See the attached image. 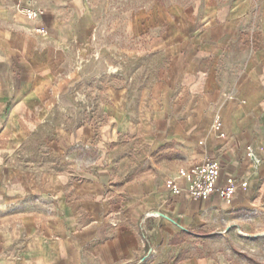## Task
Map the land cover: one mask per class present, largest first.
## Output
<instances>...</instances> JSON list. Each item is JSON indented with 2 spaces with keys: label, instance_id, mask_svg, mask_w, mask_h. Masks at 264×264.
<instances>
[{
  "label": "crops",
  "instance_id": "crops-1",
  "mask_svg": "<svg viewBox=\"0 0 264 264\" xmlns=\"http://www.w3.org/2000/svg\"><path fill=\"white\" fill-rule=\"evenodd\" d=\"M21 5L45 15L28 20ZM113 6V0H0V264H165L176 258L177 264H223L211 250L201 254L212 239L223 243L222 236H210L229 232L250 213L264 214V0L119 5L142 12L131 25L142 26L150 16L147 25L158 28L148 49L164 79L142 112L164 118L159 145L180 147V168L211 157L224 176L247 180L232 200L174 195L175 173L109 184L110 156L100 144L102 135L125 133L122 101L102 102L110 120L102 134L90 125L45 129L64 97L65 84L54 83L60 63L93 48V29ZM39 25L48 33L35 32ZM217 115L223 137L213 127ZM249 145L262 159L258 168ZM95 149L103 154L97 164L89 159ZM177 184L186 186L183 179ZM149 211L164 216L143 223Z\"/></svg>",
  "mask_w": 264,
  "mask_h": 264
},
{
  "label": "rangeland",
  "instance_id": "rangeland-1",
  "mask_svg": "<svg viewBox=\"0 0 264 264\" xmlns=\"http://www.w3.org/2000/svg\"><path fill=\"white\" fill-rule=\"evenodd\" d=\"M113 3V9L104 12L93 29V48L87 53L72 52L60 63L54 83L65 84V90L61 91L64 97L53 107L52 119L45 129L74 131L90 125L102 134L110 124L102 102L122 101L127 114L125 133L109 140L102 135L100 144L110 156L105 160L110 165L109 184L118 188L126 181L171 173L178 176L185 156L175 142L159 145V133L166 125L164 118L142 112L150 110L153 91L164 79L148 49L149 39L157 34L158 28L147 25L150 16L142 26L140 21L138 27L131 25L136 24L142 12L122 9L120 0ZM111 131L116 132V127ZM102 158L99 149L89 155L96 164ZM242 222L229 232L210 236H222L223 243L218 238L212 239L201 249V254L211 250L212 255L220 256L223 264H264V214L250 213L249 219L243 218ZM199 242L200 239L193 241ZM177 261L178 258L165 264H177Z\"/></svg>",
  "mask_w": 264,
  "mask_h": 264
},
{
  "label": "built area",
  "instance_id": "built-area-1",
  "mask_svg": "<svg viewBox=\"0 0 264 264\" xmlns=\"http://www.w3.org/2000/svg\"><path fill=\"white\" fill-rule=\"evenodd\" d=\"M19 11L28 20L32 21L40 20L45 15L43 9L31 5H21ZM34 31L40 34H47L49 30L47 27L39 25L34 28ZM213 127L220 136H225L226 132L224 129V123L220 115L214 117ZM247 152L254 167L258 168L262 163V159L256 149L249 145L247 147ZM178 179H183L186 182V186L182 187L177 184ZM169 185L174 195H179L183 191H187V193L194 198L217 195L223 199L232 200L239 192L240 188L247 187L248 181L237 178L233 175L224 176L219 163L211 157H206L200 162L193 163L188 167L180 168L178 176L171 179ZM161 216H164V214L160 211H149L144 217L143 223H146V220L150 217ZM112 223L115 226L118 225L117 220H113Z\"/></svg>",
  "mask_w": 264,
  "mask_h": 264
}]
</instances>
